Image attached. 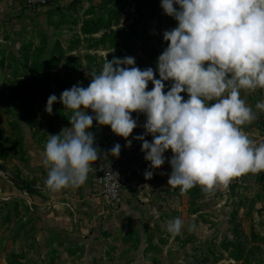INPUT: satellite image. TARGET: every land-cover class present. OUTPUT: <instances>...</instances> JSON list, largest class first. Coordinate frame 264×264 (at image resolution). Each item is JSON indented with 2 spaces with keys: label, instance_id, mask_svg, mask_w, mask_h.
Masks as SVG:
<instances>
[{
  "label": "clouds",
  "instance_id": "1",
  "mask_svg": "<svg viewBox=\"0 0 264 264\" xmlns=\"http://www.w3.org/2000/svg\"><path fill=\"white\" fill-rule=\"evenodd\" d=\"M161 8L177 26L163 32L168 46L156 61L159 79L152 67H136L134 57H113L99 74L86 73L87 87L78 82L60 94L59 102L72 114L68 130L48 134L45 144V185L52 192L86 182L102 154L89 131L94 120L110 126L130 148L128 138L138 126L134 112L146 115L144 134L133 137L150 162L145 179L166 160L168 184L183 192L196 185L211 191L242 174L264 171V143L255 146L240 127L257 118L240 90L264 89V0H161ZM165 81L172 82L167 92ZM57 102L51 94L45 111L51 115ZM255 107L264 111V101ZM169 149L170 159L164 155ZM120 151L117 143L110 153L118 157ZM182 227L179 217L166 223L173 235Z\"/></svg>",
  "mask_w": 264,
  "mask_h": 264
},
{
  "label": "rangeland",
  "instance_id": "2",
  "mask_svg": "<svg viewBox=\"0 0 264 264\" xmlns=\"http://www.w3.org/2000/svg\"><path fill=\"white\" fill-rule=\"evenodd\" d=\"M23 6L44 12L49 21L40 29L0 30V171L20 188L22 164L31 166L32 152L23 149V142L47 141L48 134H60L70 125L72 113L59 102L60 94L78 82L87 87L91 78L86 73L95 69L99 74L105 60L113 57H134L136 67H152L159 79L156 61L168 46L163 32L177 26L164 14L161 0H67L64 6ZM164 83L167 92L172 82ZM152 88L149 82L147 90ZM261 89L240 91L257 115V133L252 136L260 142L255 146L264 143V111L255 107L264 101ZM51 94L58 102L50 115L45 108ZM181 95L188 99L187 93ZM88 114L94 115L90 109ZM132 117L140 126L146 121L143 113L134 112ZM94 125L98 126L95 120ZM105 127L115 139L124 140ZM248 179L245 203L255 198L259 202L264 196V171L249 172ZM185 193L184 204L155 219L150 229L136 235L102 232L66 246L45 245L35 222L12 202L0 213V264H264L257 260L264 253L260 246L264 239L250 233L248 240L237 230L235 213L228 219L229 228L222 219L220 228H213L207 210L198 211L194 193ZM177 217L183 227L173 235L166 231V223Z\"/></svg>",
  "mask_w": 264,
  "mask_h": 264
},
{
  "label": "crops",
  "instance_id": "3",
  "mask_svg": "<svg viewBox=\"0 0 264 264\" xmlns=\"http://www.w3.org/2000/svg\"><path fill=\"white\" fill-rule=\"evenodd\" d=\"M66 1L60 0L59 5L64 6ZM48 21L44 12L38 13V10L25 8L18 0H0V30L22 32L30 26L40 29L39 27L46 25ZM261 90L264 97V89ZM240 95L241 98L242 92ZM255 124L253 120L240 126L254 145L260 142L252 136L257 133ZM70 126L65 125L62 130L67 131ZM106 130L105 126L99 125L89 129L95 138L94 147H98L102 154L94 162L86 182L82 186L68 187L57 192H52L45 185L48 171L43 165L46 141L23 142L24 150H32L31 166L25 168L24 163L22 164L23 188L15 187L7 178V173L0 171V190L3 197L5 196L4 199L0 196V213L3 210L6 212L11 203L15 202L20 213L35 222L39 234L42 232L40 235L44 237L45 245L66 246L73 242L80 243L86 236H98L102 232L119 234L127 231L136 235L139 230L152 228L156 224L155 219L159 220L158 218L165 216L169 210L184 204L185 199H188L187 194L179 187H171L168 184L171 166L167 160L160 168L153 170L151 179H145L144 173L150 162L144 159L142 142L133 139L144 134L143 126L138 124L128 138L132 140L130 148L125 147V139H115ZM145 139L151 142L153 137L146 135ZM117 143L121 145L118 159L131 175L120 199L111 204L95 182L94 167L107 157L113 156L110 150ZM164 155L170 159L173 154L169 149ZM137 167L141 169V174L135 173L134 169ZM248 177L249 173L231 181L226 187L220 185L211 191H205L199 185L188 191L190 195L194 193L200 208L198 211L207 210L208 218L215 224L213 228H220L217 225L221 224V219L223 225L229 228L228 219L235 213L238 220L237 230L242 231L248 240L250 233L258 239H264V196L259 202L255 198L254 202L245 203L249 197L244 192L249 182ZM27 181L30 182L28 185L25 183ZM25 186L31 189L27 190ZM252 205L253 207H250ZM246 219L251 222L248 223ZM260 246L264 248V243ZM257 260L264 262V253L258 255Z\"/></svg>",
  "mask_w": 264,
  "mask_h": 264
},
{
  "label": "built area",
  "instance_id": "4",
  "mask_svg": "<svg viewBox=\"0 0 264 264\" xmlns=\"http://www.w3.org/2000/svg\"><path fill=\"white\" fill-rule=\"evenodd\" d=\"M21 4L27 7H43L46 5H59L60 0H18ZM95 182L100 187L102 195L105 199L111 203H116L127 185L130 178V171H127L122 166L117 156H110L99 162L95 167ZM136 174H141L139 167L134 169ZM247 174V173H246ZM246 174H242L239 177L233 178L231 181L243 177ZM0 196L3 197V193L0 190ZM5 197V196H4ZM3 197V199H4Z\"/></svg>",
  "mask_w": 264,
  "mask_h": 264
},
{
  "label": "trees",
  "instance_id": "5",
  "mask_svg": "<svg viewBox=\"0 0 264 264\" xmlns=\"http://www.w3.org/2000/svg\"><path fill=\"white\" fill-rule=\"evenodd\" d=\"M24 188L27 189V190H29V187L28 186H25Z\"/></svg>",
  "mask_w": 264,
  "mask_h": 264
}]
</instances>
